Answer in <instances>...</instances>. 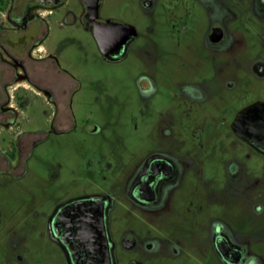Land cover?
<instances>
[{"label":"rangeland","instance_id":"rangeland-1","mask_svg":"<svg viewBox=\"0 0 264 264\" xmlns=\"http://www.w3.org/2000/svg\"><path fill=\"white\" fill-rule=\"evenodd\" d=\"M215 1L226 14V25L233 36L227 61L221 66L226 72L237 71L220 85L216 83L217 72L210 70L211 64L206 61L204 38L210 16L181 0L168 7L158 5L154 12L142 9L139 0H103V16L118 18L139 34L126 56L117 60L104 55L92 28L85 26L83 0H67L65 7L76 13L71 24L61 21L66 11L62 7L42 16L48 26L42 38L33 26L28 29L25 21L11 18L2 27L0 68L8 64L12 67L9 75L23 80L22 86L27 87L18 92L26 94L29 103L17 115L13 131L0 132V142L2 136L14 139L19 133H27L32 143L22 165L14 164L8 173L0 172V257H9L5 241L9 229L39 225L42 214L74 195L113 190L119 200L117 208L125 209V191L135 168L148 152L173 146L163 142L166 128L172 130L173 137H179L182 123V140H175L188 146L190 159L206 152L207 166L221 163L225 154L217 148L240 144L227 130V122H218L223 117L212 121L204 111L213 110L211 114L220 116L230 107L264 98V77L254 76L248 69L252 58H264V29L249 8L252 0ZM33 7H29L28 15L35 12ZM39 42L72 77L68 97L60 101L59 108L46 90L29 88L26 82L30 80L26 67L32 74L29 64L40 56L30 46ZM204 71L208 74L202 76ZM140 75L152 77L154 93L141 91ZM193 77L206 93L202 101H188L176 90L183 78ZM225 79L234 82L232 89ZM11 86L16 93L17 83ZM221 134L226 136L219 140ZM201 138L205 144L199 142ZM207 199L205 195L204 203ZM207 208L204 204L200 215H196L195 207H181L178 213L172 207L165 208L159 225L176 229L185 250L196 245L205 259H214L207 240ZM167 209L172 212L167 213ZM126 223L139 226L133 219Z\"/></svg>","mask_w":264,"mask_h":264},{"label":"flooded vegetation","instance_id":"flooded-vegetation-1","mask_svg":"<svg viewBox=\"0 0 264 264\" xmlns=\"http://www.w3.org/2000/svg\"><path fill=\"white\" fill-rule=\"evenodd\" d=\"M181 1L184 5L205 10L210 16L204 38L206 61L211 64L210 70L217 72L216 83L223 84L226 76L237 72H226L221 66V62L227 61L226 54L233 42L226 25V14L215 0ZM83 2L86 27L93 30L98 18L126 29L119 33L118 55L109 56L102 51L113 60L125 57L138 32L118 18L103 16V0ZM174 3L178 0H139L142 9L149 12L157 10L158 5L168 7ZM65 5H68L67 0H0V32L12 18L21 23L25 21L28 29L33 26L42 38L48 30L42 16L62 7L66 11L61 21L66 24L75 21L76 13ZM30 6L36 8L38 16H34L35 12L28 15ZM249 8L264 29V0H252ZM30 50L40 56L29 64L32 74L26 67V76L30 80L24 81L29 83V88L37 86L46 90L59 108L60 101L68 97L72 77L49 55L42 42L30 46ZM248 69L252 75L264 77V58H252ZM9 73H12V67L4 64L0 68V132L12 130L18 121L17 115L29 103L26 94L18 92L27 86H22L23 80ZM204 74L208 71L202 76ZM183 79L177 84L178 93L188 101L204 100L206 93L200 82L194 77ZM13 83H17L16 93L10 88ZM138 84L145 94L156 90L155 81L148 75H140ZM226 84L232 89L234 82L228 79ZM212 112L205 110L204 116L212 121L223 117L218 122H227V130L241 144L217 148L225 154L221 163L213 162L207 166L204 162L206 152L195 160L190 159L188 146L180 145L172 130L166 128L163 142L173 146L148 152L135 168L125 191L128 202L121 203L125 209L117 208L119 200L113 190L101 189L69 197L42 214L39 225L9 229L5 234L9 257H0V264H264V98L230 107L220 116ZM180 126V138H176L182 140V123ZM14 131L18 133L20 129ZM223 135L217 138L224 139ZM204 139L197 140L205 144ZM31 143L27 133H19L14 139L2 136L0 172L8 173L14 164L16 167L22 165ZM205 195L208 199L204 203ZM128 203L136 209H131ZM204 204L208 207L205 209L207 240L214 259H205L196 245L185 250V243L176 229L159 225L165 208L172 207V211L178 213L181 207H195L196 215H200ZM170 212L167 209V213ZM130 219L139 226H129L126 220Z\"/></svg>","mask_w":264,"mask_h":264},{"label":"water","instance_id":"water-1","mask_svg":"<svg viewBox=\"0 0 264 264\" xmlns=\"http://www.w3.org/2000/svg\"><path fill=\"white\" fill-rule=\"evenodd\" d=\"M108 28V32L106 29ZM125 29L113 22H105L96 18L93 28L94 36L98 42L100 49L106 55H118L120 52L119 33ZM126 30V29H125ZM66 203V202H64Z\"/></svg>","mask_w":264,"mask_h":264}]
</instances>
